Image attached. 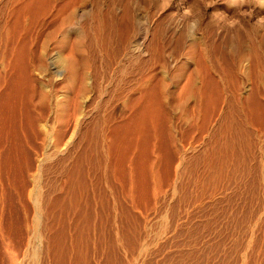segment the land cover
<instances>
[{"label":"rangeland","instance_id":"1","mask_svg":"<svg viewBox=\"0 0 264 264\" xmlns=\"http://www.w3.org/2000/svg\"><path fill=\"white\" fill-rule=\"evenodd\" d=\"M65 1L62 3L69 0ZM166 1L164 3H171L165 5L163 0H154L157 7L147 12V17L157 13L154 18L149 17L153 19L151 29L155 27L150 29L151 34L149 31L146 39L137 35L139 32L132 37H137L134 40L137 43L145 41L139 59L134 53L114 59L109 68L100 72L104 75L99 74L93 80L92 93L87 90L86 95H89L83 96L85 99L77 93L83 85L79 79L75 81L72 94L68 93L69 89L68 92L63 89L65 82H55L57 94L65 98L61 99L63 106L59 110L52 108L47 121L49 125L62 128L64 136L60 151L38 147L42 140L37 135L33 138L31 134H25L24 139L16 138L24 146L34 144L36 150L33 146L15 147L12 145L17 143L15 137L10 133V137L7 133L0 134L1 144L3 142L0 147V264H264V87L254 89L255 93L247 89L245 93L246 96H259L257 102L255 99L234 105L215 101L177 102L174 96L178 95L179 89L172 83H175V77V81L183 78L178 69L181 71L186 60L178 57V53L175 56V50H182V55L185 42L180 49L171 45V42L176 44L171 37L170 40H159L166 37L156 28L162 17L160 14L173 12L170 16L174 21L180 18V22L189 23L195 12L198 19L204 12L201 16L203 24L206 20L214 22L219 18L220 22L223 15H228L226 18L231 21L232 15L225 12V0H217L220 9L215 10L208 5L213 0L210 3L208 0V4L206 0H190L189 3V0H183L182 7L173 0ZM159 4L167 9L158 10ZM151 9L161 12L153 14ZM263 11L255 13L257 17L248 16L249 11L242 15L248 18L251 27L263 28ZM47 15L40 17L44 20L39 18L42 23L39 20L32 27L31 36L39 39L32 38L36 45L39 41L42 44L49 29H54L51 25L48 28L52 11ZM192 21L190 24L194 25ZM45 25L47 29L41 28L44 35L40 32L41 37L39 33L40 40L39 35L36 36L40 29L37 31L36 28ZM198 33L193 32L190 42L200 39ZM3 37H0V81L1 78L9 79L16 71L24 78L26 58L12 54ZM151 39L158 40L151 43ZM157 41L169 42L170 46L166 44L168 47L162 48ZM158 48L162 50V53L158 52L159 59L164 58L162 63L167 68L160 66V60L158 62ZM165 52L173 56L168 55L167 59ZM138 67L143 70L136 71L140 70ZM161 67L164 69L159 70ZM174 68L177 72H173ZM127 71L131 74L142 72L144 75L137 73L138 77L131 75L132 79L139 80H133L131 84L136 89L146 83L145 88L141 86V90L133 89L134 92L128 87L117 88V81L124 78ZM172 72L177 73L175 77ZM62 73L61 77L66 76L65 70ZM47 75L54 80L50 70ZM160 78L166 81L165 90L170 88L172 92H168L173 96L168 95L172 101L165 105L158 104L152 96L156 94L153 90L159 85L157 81L162 82ZM140 80L141 85L138 84ZM98 85L106 92L102 97L97 96ZM74 93H77L75 97ZM128 95L132 98L128 99ZM144 96L147 97L144 99ZM37 100L36 96L34 102ZM74 108H82L84 119L82 129L80 127L73 137L75 122L70 117H73ZM143 108L151 114L145 115ZM99 121L101 125L98 126ZM94 127L102 128V134H105L102 152L94 146L99 132Z\"/></svg>","mask_w":264,"mask_h":264},{"label":"bare ground","instance_id":"2","mask_svg":"<svg viewBox=\"0 0 264 264\" xmlns=\"http://www.w3.org/2000/svg\"><path fill=\"white\" fill-rule=\"evenodd\" d=\"M62 1L64 0H0V37L4 36L6 38V41L10 45L12 54L14 53L15 56L16 55L18 56V58H20L19 56L26 58V67H25L26 70L25 71L27 72H24L22 70L23 67L21 70L19 69V71H23L24 73H26L25 74L26 76L24 78L23 77L21 78V76L18 75L16 71V74H13L9 79L6 78L3 80L1 78L2 82L0 81V134L7 133L8 135V133H10L9 135L15 137V140L17 143L12 144L15 147L20 148L21 146V148L22 147L26 148L27 146L31 148L33 146L32 148H34V144L31 146V145H28L25 141L26 146H24L23 145L24 143L21 140L20 142L19 140L16 139V138H19V136L20 138L24 139L26 135L31 134L33 138L34 136L36 137V135L37 137L40 136L39 138L42 140V142L40 145H38V147L50 148L53 150L60 149V146L63 143L62 138L64 136L62 128H60L59 126H54L52 124L49 125L47 121V116L50 114L51 110H53L52 108H54V110H59L63 106V101L61 99L65 98L64 95L57 94L58 88H57V85H55L56 84L55 82H58V81H62V83L65 82V84L63 83L64 87L61 86V88L63 87V89H66L67 92L69 89L68 93L70 94L71 92L72 94V92H74L73 90H74L75 81L79 79L80 80L79 82L81 83L80 85L82 84L84 85V86L82 85L83 87L81 86V88H78L80 87L79 82L78 84L76 83L77 86L79 85L77 87L78 92L77 90L76 92L78 93V95L82 94L81 99L84 98L83 96H87L90 93H92V89L94 88L93 80L100 74V72H103L104 70H106V68H109V65L112 64L111 62L114 59L117 60V58H120L123 55L125 56L126 54L134 53L133 55L136 54L135 57L138 56V54L142 55V52H143L142 44L145 41L143 40V43L142 41L141 43L139 42L137 43L135 42L136 41L135 39L137 37L135 39H133L132 37L133 35L135 37V35L138 32L140 34H137V35H140V37L144 36V39H146V37L149 36V35L146 36V34L151 29V24H152L151 22L153 21V19H149V17L151 16L147 17L146 15H148L147 12L150 8L157 7V5H155L156 1L154 2V0H71V1L67 0L68 2L65 1L67 3H62ZM164 1L165 0H163L162 4L166 5L167 3L168 4L171 3V2L170 3L167 2L168 0L166 1L167 3H164ZM182 1L183 0H173L174 3L175 2L178 3L176 4L177 6L178 5L180 6L181 4V7L184 3ZM206 1L208 4V0ZM189 2L190 0L188 1V3ZM194 3L195 2H193V4ZM209 3H210V0H209ZM225 3H227L226 4L227 10L225 9V12L232 15L231 21L229 18H226L228 15L227 16L223 15L224 17H221L220 22H218L220 19L218 16L219 19L215 20L217 21V23H215V21L214 22L211 21L212 19L211 20L208 19L210 21L207 22L206 20V23L203 24V22H201L202 20L201 16L203 15L204 12L203 13L201 12L200 14L201 16L199 17V19L197 18L198 16H196V12H195V15L194 14L193 15L194 17L196 16L197 19L195 18L196 19V22H195L194 17H192L193 16L192 15L190 18L193 19V21L192 20L191 21L193 22L194 25H191L192 24V23L190 24L191 21L188 20L189 23L180 22L179 21L180 18L178 17L177 18L179 20L174 21L175 19L171 18L170 16L174 13L172 12L170 14V12H168L169 15L168 13L165 15L160 14L162 17L160 18L159 23L158 22H157L158 24L154 23V24H157V27H156L157 31L164 33V35L166 36L159 40L162 41V39H165V38L169 39L171 37L174 40L173 42L176 43V44L174 43L175 45H173L171 42V45L173 47L179 46L178 48L180 49H181V45H183V43L185 42L184 53L182 55H180V52L182 50L179 51L178 49L177 50L174 49L175 51H177L176 53L174 50H172V52L174 51L173 53H175V56L178 53L177 54L179 55L178 57H182L186 60V61L184 60L185 63L182 65V68L180 69L181 71H179L178 69V72H180V77L183 76V78L181 77L182 79L179 78L177 81H175L176 77L174 76L175 73L173 72H177V71H175V68H174V71L172 72L173 77H175V80H173L175 83H172V84H175L176 88L178 86V89H179L178 95L176 93L175 96L176 95L177 96L176 97L174 96L177 102L185 101L186 103L188 101H196V102L215 101L216 103L218 102V103H222L225 105L226 104L234 105V104H240L247 100L249 101L250 99H253V100L255 99V101L257 102L259 99V96H257L256 94L255 96L254 95L246 96L245 93L247 89H252L255 93L254 89H261L264 87V27L263 28H260V26L259 27L257 26L258 28L251 27L250 24L248 23L249 21L247 20L248 18L244 17L242 13L244 11L246 12L249 11L247 15L254 16L255 13H259L260 11H262V9L264 10V0H225ZM188 5L191 6L192 3ZM195 5L197 6L199 4L197 3ZM208 5L212 6V9L215 10L216 8L219 7V2L217 0L216 1L213 0ZM159 8L161 10H165L164 8L167 9V7H165L164 5H161L160 7L158 6L157 9L159 10ZM243 8H245L244 11L242 10ZM193 9H196V8L193 7ZM161 10L156 11V12H161ZM197 10H200V9H197ZM51 11L53 13V16L52 18L50 17L51 20L49 19L50 23L48 22L49 23L48 28L51 25V27L53 26L54 29L51 28L52 31H49L50 30L49 29L48 33H45L46 35L44 36V38H42L43 39L42 44H40L39 42L41 41H39L38 44L40 45L38 44L36 45L34 40L36 41V39L38 38L35 37L36 39H34L32 36H35V35L31 36V33H32L31 31L33 30L32 27L34 26V24L39 23L38 21L41 19L40 17L46 16L47 14L51 13ZM155 11H152L151 9V12L153 14L155 13ZM192 11L194 12L196 10H192ZM192 11L191 13H193ZM156 14L157 13H155L154 15L150 14L153 16L151 18H154ZM141 16H144V17L146 16V17L145 19H143ZM44 19L42 18L41 20H44ZM41 20H40V23H42ZM185 21H187V19ZM42 27L44 28L46 27V25L40 26L39 28H36L35 26L37 31L40 29L36 36H38L39 33L42 32L41 31ZM195 31L200 32L198 34H200L201 37L200 39H198L199 37L197 38L198 41H196L195 40L196 38H194L195 42L193 40L190 42L189 39L193 35V32L195 33ZM161 33L157 32L156 34L155 32L156 35H159V34L163 35ZM42 34L40 33V35ZM150 34H151V31H150ZM40 35L38 36L39 38H40ZM43 35L41 37H43ZM153 36H151V38ZM154 40L151 39L150 40L152 41L151 43H153ZM3 41L5 42V40ZM159 42L157 44H160L162 48L166 46L168 47L169 45L168 44L169 42H167L166 44L168 45L164 43L165 46H162L161 45L162 42L161 43ZM149 46H148V49L152 47L150 46L149 48ZM151 50H153V47L151 48ZM159 51L160 53H162L161 52L162 50H159L158 48L157 56L160 55V53H158ZM145 53H143V55ZM153 53H155L154 50H153ZM153 53H149V54H153ZM169 53L167 52L166 54L165 52L166 58L168 57V55L169 56L172 55V53L171 54ZM34 57H36V60H37V61L35 60L36 62L33 60ZM146 58H143V60L147 61L148 59H150L148 57L146 60ZM159 58L160 56L157 57L158 62L160 60ZM138 59H139V56H138ZM133 60H134V57H133ZM143 60L141 59L142 62ZM172 60L176 62L175 59H172ZM141 61H139L141 65L145 64V61L143 62V64ZM163 61H164V58H162L160 66L163 65L162 63ZM165 61L168 62V60L166 59ZM184 61H182V63ZM24 62H25V59H24ZM147 62H146V65H147ZM158 62L156 63L159 65L160 62L159 63ZM180 62L181 61H179V63ZM170 64L172 65L171 62ZM178 65L180 66V64ZM178 65H176L177 66L176 68H179ZM163 67H166V64L163 65ZM63 69L66 72V76L61 77L64 73V72L62 73V71H64ZM141 69L143 70V68H140V70L137 69L136 71H141ZM163 69L164 68L159 69V70H163ZM47 70L51 71L54 80L52 81L50 80V78L47 75ZM168 71L165 70V72L167 73ZM133 73L134 72H132V74ZM137 73L141 74L142 72L141 73L137 72ZM101 74L100 76L104 75V74L103 75ZM132 74L131 72H129L124 78L118 80L117 81L118 84H116L117 88L120 87V89L122 88L124 89L128 87L131 90V92L133 91V89L135 91L138 89L141 90V86L144 87L146 83L143 86V84L142 85L140 84L141 83V80H140V82H138V84L141 85V86L138 85V87L140 88H136V89L133 88L134 87L132 85L133 80H136V81H139V80L134 79L135 77L132 79V76H131ZM136 74H133V76L138 75ZM141 75H144V74H141ZM163 75H166V73H164ZM164 77L165 76H163V79ZM101 78H100V81H101ZM163 79L160 78V82ZM105 80H107L106 77H105ZM104 82H101V83L104 84ZM157 82H158L157 85L158 84L159 85L156 86L153 90V92L155 91L156 94L154 95V93L151 92L153 93V95L149 94V96L152 95L153 99L156 102L158 101V104L159 103H161V105L168 104L169 101H172V99L169 100L170 97L168 96V95L172 96V94L169 93L172 91H169L170 90L169 87H168L169 92L165 90V87L167 86L166 81L165 82L162 81L161 84L159 83V81ZM151 84L149 85L150 87L147 85L149 89L153 88ZM169 85L170 83L168 81V86ZM100 87H99V91H97L98 97L99 96L102 97L103 93L105 92L104 87L102 86L103 89L102 87L101 88ZM100 89H102L103 91H100ZM146 89H144V91H146ZM87 90L91 92H88ZM86 91L89 94L86 95ZM117 91L115 90V92L118 94L122 92L121 90H120L121 92L120 91L117 92ZM165 91L167 92V95L165 94ZM77 93H74V97L75 95H77ZM127 94H129L128 91H127ZM36 96L38 97V100L37 102H34V98ZM120 96L121 98H123L122 94H120ZM132 97H134V94ZM145 97L147 96H144V99ZM129 98L130 97L128 95V99ZM140 98H143V97H140ZM171 98H173V96ZM65 100H69V99H65ZM86 100L88 101V99ZM176 100L174 102H176ZM149 101H151L150 98H149ZM77 103L78 102H76V105ZM143 103H146V101L144 100ZM147 105L149 106L148 103ZM73 111H75L73 112L74 113L73 117L71 115L70 118L71 119L74 118L75 124L73 126V131L71 133V136H73V134H75L76 132L78 133V130L81 127V121H83L84 119L82 115L84 111L82 110V108L81 109L76 108ZM142 111H145L144 108L142 109ZM144 114L145 115L151 114V111H145ZM100 121H99L100 124H98V126L101 125ZM129 130L135 131L131 128H129ZM97 131H99L98 138L94 146H96L98 150L102 152L105 146L104 140H103L104 133L102 134V128H98ZM4 134L3 136L6 135ZM95 134L97 135V132ZM9 137L7 139H9ZM2 144L0 141V147L3 146ZM73 146H74V143L72 147ZM100 154L101 153H99V157H100ZM101 157H102V154H101Z\"/></svg>","mask_w":264,"mask_h":264}]
</instances>
